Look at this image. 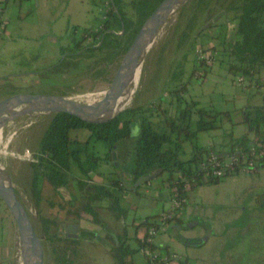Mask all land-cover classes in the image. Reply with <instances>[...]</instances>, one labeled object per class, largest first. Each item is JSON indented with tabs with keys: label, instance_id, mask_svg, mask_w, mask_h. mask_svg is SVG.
Wrapping results in <instances>:
<instances>
[{
	"label": "trees",
	"instance_id": "obj_1",
	"mask_svg": "<svg viewBox=\"0 0 264 264\" xmlns=\"http://www.w3.org/2000/svg\"><path fill=\"white\" fill-rule=\"evenodd\" d=\"M160 1L110 0V8L100 28L96 29L94 25L70 28L66 44L58 47L59 56L47 66L34 67L26 74H35L38 82H43L50 88L69 87L79 74L109 81L113 68H116L139 26ZM198 10L204 12L205 17L215 13V18L232 12L229 18H225L231 23L230 28L226 27L225 21H221L216 25L217 31L211 34L217 42L219 52L216 61L232 79L236 75H242L246 86L255 85L258 81L255 75L264 67V0H196L195 9L186 26L190 25ZM204 71H208V68ZM7 77L9 76L1 77L0 81ZM178 88L170 91V102H173L171 114L166 109H161L159 115L160 103L153 102L120 109L112 117L99 123L85 122L63 113L49 115V121L34 152L36 161L28 163L29 192L34 206L39 203L40 183L44 180L54 191L58 188H70L68 199L63 206L60 205L61 208L65 206V219L83 217L106 231L107 225L98 215V210L103 208L116 221L122 222L115 238H111V234L106 231V238L111 241L109 252L113 264H134L127 262L126 256L134 254L143 246L140 237L135 236V230L129 235L125 227L128 225L125 220L130 214V207L122 205L126 188L120 173L115 170H98L102 161L114 163L111 161V150L116 142L132 139V163L125 171L132 183L140 176L159 170L157 175L165 174L164 181L168 188L176 186L174 192L178 198L187 197V193L196 186L216 184L222 177L231 175L226 171L223 176L215 177L200 168V163L209 151L217 154L218 151L196 142V137L201 132L220 128L224 122L235 124L231 121L230 112L198 105L195 100H186L180 95L183 83ZM57 94L65 95L63 91ZM239 123L245 124L247 132L238 137H230L223 154L239 148L241 153L250 156V143L264 136L263 106L244 107ZM79 129L86 131L82 141L72 135ZM249 133L253 134L252 138L248 137ZM96 142H100L104 148L102 155L95 150ZM186 142L189 143L190 152L187 158H182ZM263 162L264 156L261 157L259 166ZM92 173L101 176L104 182H93ZM184 183L186 188L183 187ZM131 191L137 192V188ZM103 199L106 205L101 207L98 203ZM157 217L155 214L148 215L135 226L143 225L146 231L156 223ZM40 223L42 237L52 244L55 264H70L68 253L75 249L77 239L62 237L56 229L48 233L47 227L56 225L53 219L40 218ZM129 239L136 241L135 247L130 246ZM56 241H61L62 244L55 245ZM148 247L152 251L156 248L153 243L148 244ZM159 249L164 250L166 246ZM143 264H148V261L145 259ZM178 264L190 263L185 258L179 260Z\"/></svg>",
	"mask_w": 264,
	"mask_h": 264
},
{
	"label": "rangeland",
	"instance_id": "obj_2",
	"mask_svg": "<svg viewBox=\"0 0 264 264\" xmlns=\"http://www.w3.org/2000/svg\"><path fill=\"white\" fill-rule=\"evenodd\" d=\"M195 4L196 0L186 1L171 13L166 22L158 30L152 43L143 55L138 81L131 92V98L125 105L120 107L119 110L129 106L159 102V115H161V109H166V111L171 114L173 112V102H170V91H172V89L176 91L182 83L184 88L180 95L186 100H195V98H197L202 102L203 106H210L217 110H228L230 114L234 106H236L237 100L242 98V96H246V89L250 92V101L257 102V104H261L264 101L262 96L264 95V85L258 84L263 88L261 91H257L256 87L250 85L244 90V94H242L240 93V89L244 88L237 86L234 82V78L232 79V76L229 74L222 76L220 78L221 81H218V75L212 74L207 77L206 83L218 81L213 86V91L209 95L212 101H209L207 98L208 96L202 94L203 89L206 87L204 86L203 77L207 71H203V75L200 77L195 76L197 68L193 65L194 50L197 47L217 48V42L211 41V34L217 31L218 27H216V25L221 21H225L227 27L230 28L231 23L225 18H229L228 16H231L232 12H226L215 18V13L205 17V13L198 10V12L196 11L197 15L190 22V25L186 26V23L195 9ZM48 52L51 54L50 57H43V61H39L35 67L47 66L59 56V51ZM216 62L217 61H214L212 64ZM210 66L206 68L209 69ZM33 68L34 67H27L24 69L23 73L16 76H9L5 80H1L0 99L16 92L57 94L63 91L65 93L63 96H69L71 98L89 94L87 98L75 100L79 102H90L98 99L102 95L103 90H105L109 82L99 78H92L89 75L79 74L69 87L55 86L50 88L47 84L38 82L35 74H26L28 71L33 70ZM114 69L115 68H113V71ZM255 77L258 78V81L264 78V67L260 68ZM234 116L235 114H233V118ZM48 121L49 115L38 113L26 114L14 118L2 125V142L0 143V169L8 176L16 192L15 195L17 199L24 206L32 227L36 235L40 238L43 249V264H55V262L51 251L52 244L42 237L40 218L53 219L56 225H49L47 227V232L52 233L56 229L62 237H70L69 231H63L66 224H78L75 232V238L77 239L75 249L73 252L68 253L69 260L71 261L70 264H113L114 261L109 252L111 241L106 238V231L111 234V238H115V234L120 231L123 224L120 221H116L106 209L102 208L98 210L99 217L103 219L107 225L106 231L96 224L92 227L89 225V221L83 217L78 219H65V206L61 208L60 205L63 206L64 201L67 200L64 199V197H68L70 188H58L54 191L44 180L40 183L41 193L39 203L37 206L33 205L29 192L30 168L28 163L30 160L20 159L16 156V153L19 154L27 150L33 157L39 138ZM11 132H14V134L10 137L9 141L6 142ZM72 132H70V134ZM72 135L77 137L75 133H72ZM197 137V142H199L198 140L203 137V134L197 135ZM83 139L84 137L81 138V141ZM5 142L6 145L3 148L2 146ZM131 144L132 139H122L116 142V145L119 146V151L118 154H114L115 159H111V161L114 163L118 162V164H121L125 168L127 166L130 167L132 163ZM95 150L98 154H103L104 148L100 142H96ZM188 150L189 143L186 142L184 144L185 153L181 156L182 158L188 157ZM11 152L14 155H11ZM99 169L113 170L114 168L113 165L108 162L107 169H104L103 164H99ZM164 179L165 174L162 173L149 180L150 187H147L146 191L151 195V198L144 193L127 191L126 194L129 196V201L123 200L122 205L126 207L129 206L130 213L133 207L130 201L140 206L150 201L149 204L152 208L151 214H155L156 209L153 198H158L155 197L156 194L167 184ZM91 180L96 182L99 181L100 178L96 176L93 179L91 178ZM212 190L215 191L213 188ZM141 210L142 209H139L137 214H140ZM130 220H132V224H128ZM125 222L128 224L125 227L127 232L130 231V233L128 232L129 235L135 230V236L137 237L144 228L143 225L135 226L139 223V220L137 215L133 217L131 213ZM129 242L130 246H136V241L134 239H129ZM54 244L59 246L62 242L56 241ZM19 246L20 240L15 222L1 201L0 248H2L4 252H8V254L5 253L0 264H18ZM154 251H156V249H154ZM145 259L146 257H144L139 250L132 255L126 256V261H131L134 264L140 262L144 263Z\"/></svg>",
	"mask_w": 264,
	"mask_h": 264
},
{
	"label": "crops",
	"instance_id": "obj_3",
	"mask_svg": "<svg viewBox=\"0 0 264 264\" xmlns=\"http://www.w3.org/2000/svg\"><path fill=\"white\" fill-rule=\"evenodd\" d=\"M93 1L4 0L2 12L5 24L0 32V78L21 74L27 67H35L39 61H43V57H50L48 51H58L60 45L66 44L70 28L94 25L97 5ZM211 41L216 40L212 38ZM212 74L218 75V81H221L222 76L228 75L218 61L209 67L203 77L206 87L202 92L208 96L209 101H212L209 95L213 86L218 82L212 79L213 83H206L207 77ZM257 84L264 85V78L253 85L257 91H261L263 88L260 85L257 87ZM246 88L248 86L240 89V93L244 94ZM246 90V96L237 100L230 114L231 121L235 124L224 122L220 128L199 133L198 135L203 134V137L199 138V142L196 137L198 145L212 147L218 154H223L230 137H238L247 132L245 124L239 123L243 108L261 105L264 111V101L261 104L250 101V92ZM195 101L202 105L199 99L195 98ZM74 133L77 135L75 137L81 140L86 131L79 129ZM248 137L252 138L253 134L249 133ZM112 150L114 154H118L119 146L114 145ZM189 152L190 149L188 155ZM100 164L107 169L108 162L102 161ZM111 165L113 170L120 173L126 192L135 189L131 188L133 183L125 173L129 167L125 168L118 162ZM98 170L109 171L99 167ZM96 176L100 178L96 183L104 182L97 174L92 173L91 178ZM147 187H150V182H142L138 184L137 192L151 198L146 191ZM126 192L122 201L129 198ZM155 197H158L153 198L155 215H158L169 205L167 184ZM64 199L68 197L65 196ZM130 202L133 205L131 216L137 215L139 222L151 215L150 201L141 206ZM98 205L104 207L106 201L103 199ZM139 209L142 210L137 214ZM178 221L173 222L168 230L157 234L152 241L156 251L159 250L157 252L175 253L179 257L177 261L169 260L167 264H178L179 260L185 258L190 264H264V162L255 173L238 172L222 177L216 184L194 187L187 193L186 203ZM74 224L77 229L78 224ZM128 224H132V220ZM89 225L94 226L90 222ZM144 231L145 228L137 237H141ZM163 246H166V249H159ZM5 253L8 254L0 248V261Z\"/></svg>",
	"mask_w": 264,
	"mask_h": 264
},
{
	"label": "water",
	"instance_id": "obj_4",
	"mask_svg": "<svg viewBox=\"0 0 264 264\" xmlns=\"http://www.w3.org/2000/svg\"><path fill=\"white\" fill-rule=\"evenodd\" d=\"M186 1L188 0H161L153 8L122 54L108 86L98 99L79 102L74 98L59 94L12 93L0 99V128L4 123L14 118L32 113L45 115L63 113L89 123H99L112 117L119 110L116 109L118 98L126 94L132 87L138 68L140 73L141 61L147 47L152 43L156 33L171 13ZM111 159H115L114 150H111ZM159 172L156 170L149 175L138 177L131 188H137L138 184L149 181ZM0 200L12 216L19 235L18 264H43L40 238L36 235L24 206L17 199L8 176L1 169ZM63 231H69V236L75 237L76 225L66 224Z\"/></svg>",
	"mask_w": 264,
	"mask_h": 264
},
{
	"label": "built area",
	"instance_id": "obj_5",
	"mask_svg": "<svg viewBox=\"0 0 264 264\" xmlns=\"http://www.w3.org/2000/svg\"><path fill=\"white\" fill-rule=\"evenodd\" d=\"M94 1L97 5V18L94 26L96 29H98L101 27V22L106 19V13L110 8V0ZM3 2L4 0H0V32L4 28L5 24V19L2 12ZM218 55V49L214 47L195 48L193 60V65L195 68H197L195 76H202L204 69L216 61ZM234 82L237 86L242 88L246 86L245 78L242 75H236L234 77ZM13 134L14 132H11L6 142L9 141ZM1 139L0 133V143L2 142ZM6 142L3 144V148L5 147ZM248 150L250 156H246L245 154L241 153L239 148H234L232 152L225 153L222 156L218 155L216 152L209 151L199 166L215 177L223 176L226 171L231 174L238 172L252 174L258 169L261 157L264 156V136L257 141H252ZM10 154L14 155L12 152ZM16 156L20 159L30 160L29 162L36 161L35 155L32 157L27 150H24L19 154L16 153ZM183 187L186 188L185 183L183 184ZM168 189V207L158 214L156 223L154 225H150L145 233L140 237V241L143 242V246L139 248V251L144 257H146L148 264H167L169 260L177 261L179 259L175 253H159L157 251L150 250L148 247V244L152 243L153 238L157 234L166 231L175 220L180 218L183 204L186 203V197H176L174 192L176 190V186Z\"/></svg>",
	"mask_w": 264,
	"mask_h": 264
},
{
	"label": "bare ground",
	"instance_id": "obj_6",
	"mask_svg": "<svg viewBox=\"0 0 264 264\" xmlns=\"http://www.w3.org/2000/svg\"><path fill=\"white\" fill-rule=\"evenodd\" d=\"M150 46V45H149ZM149 46L147 47V49L149 48ZM152 48V47H151ZM138 75H139V68L136 70V73L134 75V79L132 82V87L128 90V92L126 94H124L123 96H121L120 98H118L117 100V105H116V109H119L120 107H122L123 105H125L131 98V92L133 90V88H135L136 83H137V79H138ZM91 94V93H90ZM95 94V93H94ZM98 95V94H97ZM89 96V94H85V95H81V96H75L73 97L74 99H79V98H87ZM92 98V97H91ZM88 100V99H87ZM87 102V101H86ZM15 110V109H13ZM0 133H1V128H0ZM6 138V137H5ZM7 139V138H6ZM3 152V151H2ZM1 153V152H0Z\"/></svg>",
	"mask_w": 264,
	"mask_h": 264
}]
</instances>
